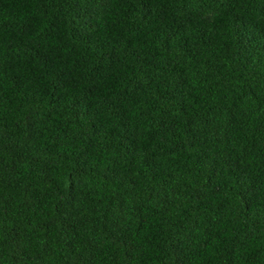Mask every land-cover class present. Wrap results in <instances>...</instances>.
I'll return each instance as SVG.
<instances>
[{"label": "trees", "instance_id": "trees-1", "mask_svg": "<svg viewBox=\"0 0 264 264\" xmlns=\"http://www.w3.org/2000/svg\"><path fill=\"white\" fill-rule=\"evenodd\" d=\"M0 264H264V0H0Z\"/></svg>", "mask_w": 264, "mask_h": 264}]
</instances>
